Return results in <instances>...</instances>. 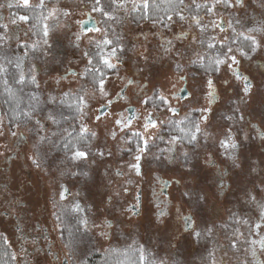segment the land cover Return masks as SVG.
Here are the masks:
<instances>
[{
  "label": "flooded vegetation",
  "instance_id": "flooded-vegetation-1",
  "mask_svg": "<svg viewBox=\"0 0 264 264\" xmlns=\"http://www.w3.org/2000/svg\"><path fill=\"white\" fill-rule=\"evenodd\" d=\"M5 1L15 4L11 8H30L24 6L22 0ZM158 1L149 0V4L153 5ZM178 2V9L171 15L174 19L178 18L175 20L178 21V26L175 25L172 30V27L168 26L167 18L158 21L162 26L166 24V38L159 41L170 51L173 49L170 45L173 40H179V61L186 63L179 65L185 68L182 72L178 69L175 72L174 66L171 67V71L176 75L175 82L168 93L162 94L168 98V104L176 109L175 114L165 111L168 105L158 99L160 94L157 89H149L146 82L140 83L139 79L130 78L132 83L127 81L123 84L110 97L111 103L105 101L104 107H98L99 112L96 111L93 117V124H109L107 131L110 143L107 146L102 144L97 149L91 148L94 142L91 135L93 132L87 124L78 122L80 111L74 119L65 116L66 121L63 119V122H59L66 124L65 129L68 132L58 139L51 138L52 131L49 133L48 125L40 127L39 165L41 169L54 166L56 170L55 182L58 184V192L56 191V199L52 200L59 203L56 217L63 230L54 233L53 227L56 223L52 216L46 224L41 217L33 228H26L22 224L19 233L26 246L34 245L35 253L49 257L52 264H70L69 257L62 252V245L65 241H71L69 234L73 236L77 230H81L80 234L83 235L90 234L88 228L91 219L92 223L96 218L100 220L101 225H95L98 235H104L105 239L110 241L113 234L115 235L117 222L101 215L108 213L115 216L120 212L125 213L127 218L135 219L141 217L145 205L157 208L159 214L168 215V210L176 198L177 204L180 205L178 224L183 234H191L194 237L197 252H200L201 248L208 249L207 246L217 247L215 238L220 237V233L214 232L209 239L210 233L208 230L207 233L202 231L203 228L198 222L207 218L215 223L214 228L218 227V216L223 210H220L219 203L228 204L227 208L230 210L226 226L247 221L253 230V233L245 229L235 233L234 228L224 229L228 240L222 247L227 249L233 245L242 246L238 239L246 236L248 238L245 246L249 249L257 248L258 253L264 252V234L261 232L264 228V219H261V213L264 212V185L260 184L261 180H264V139L261 138V134H264V0H241L239 4L236 0H229L230 7L221 3L216 5L214 13L211 14L207 13L206 9L213 6L214 0H202V3L196 2L194 5L185 0L182 4L180 0ZM197 4L201 7L197 8ZM140 8L143 7L136 6L133 10L135 15ZM177 12H182L185 19L180 20L176 16ZM194 16L200 18L202 25H207L206 31H200V25L192 20ZM132 23L136 26L145 21ZM214 24L219 27H214ZM157 29L159 32L156 34L161 37L160 28ZM212 37H215V40H212ZM245 37H252L257 41L259 46L255 53L251 51L252 40ZM193 41L195 62L189 64L186 51H191ZM208 43H213L214 47L208 48ZM229 47L236 50L238 63L233 64L232 68L239 73V78L225 65L215 71L214 60ZM240 49L247 52L250 59L241 57L238 51ZM69 72L68 75H76L72 70ZM180 76L185 79L180 80ZM243 77H247V81ZM209 79L213 81L212 96L208 95ZM246 83L249 85L248 93L243 91ZM182 88L185 89L184 92L180 91ZM118 93L120 95H117ZM149 97L151 100L147 104L142 103L143 99ZM203 108H209L210 111L202 112ZM163 110L168 113L165 120L160 116ZM148 113L158 118V123L156 128L145 132L142 124ZM97 115L101 116L100 120L96 119ZM241 115L243 120L240 119ZM202 116H206L207 120L201 119ZM118 118L131 119V128L122 131L114 124ZM39 121V118H36V122L40 123ZM195 124L200 125L201 132L198 133V141L190 144L188 133L195 131ZM229 129L239 144V148L234 150L235 162L227 157L225 149L221 148L219 143ZM52 130L59 131L58 128ZM134 131H139L145 138L150 137L148 150L140 161L139 175L135 169L128 166L129 162L134 163L132 157L136 154L137 145L142 146V142L132 135ZM113 132L116 133L115 139L111 135ZM42 136L50 137V140L41 141ZM173 137L179 139L174 141ZM52 141L55 142L57 151H62L60 155L66 160L57 161V164L50 166L43 156L42 148L44 145L51 146ZM66 143L78 144L81 149L90 148L88 158L71 160L64 147ZM100 153H103V156ZM183 153H187V157ZM209 159L214 163H208ZM176 170L179 179L163 174ZM255 182L259 184L253 187ZM94 184H97L95 187L99 191L92 196L94 200L97 196L106 197L108 188L113 192L117 186L124 187L123 197L116 196L115 200L108 198L103 208L95 207L93 211V203L87 197L90 194L88 189ZM251 187L258 194L252 195ZM184 217H191V227L185 223ZM21 220L25 223L27 218ZM257 223L261 225L260 228L255 227ZM195 232H200V236L197 237ZM250 236L257 239L252 240ZM252 261H255L254 264H261L257 257Z\"/></svg>",
  "mask_w": 264,
  "mask_h": 264
},
{
  "label": "rangeland",
  "instance_id": "rangeland-1",
  "mask_svg": "<svg viewBox=\"0 0 264 264\" xmlns=\"http://www.w3.org/2000/svg\"><path fill=\"white\" fill-rule=\"evenodd\" d=\"M185 1L193 5L196 2L202 3V0ZM143 2L144 0H122L123 6H120L119 2L113 3V0H100L99 4L96 0L55 2L43 0V7H38L40 0H30V8L45 12L40 22L31 23L29 20H19V17L24 15L9 6H15L13 2L0 0V25H7V32L0 27V35L5 36V39L0 40V69H3L0 76L6 80L16 72L17 77L23 78L22 80L32 81L33 77L36 80V83H33L34 90L30 92L32 95L25 94V97H32V102L27 103L31 106L27 111L30 118L23 116L20 121L10 126L0 103V242H4L10 249L12 258L16 257L13 259L14 264H52L49 257L35 253L34 245L26 246L22 241L19 233L22 224L26 228H33L41 217L46 224L54 216L53 220L56 223L53 227L54 233L63 230L56 217L59 203L53 201L56 199V191L58 192V184L55 182L56 170L54 166L41 169L38 156L40 127L48 125L49 133L51 131L56 133L55 136H51L52 139H58L68 132L65 131L66 124L53 125L47 119L50 113L60 123L65 120V116L71 118V113L60 105L61 98L66 94L77 93L85 96L89 107L83 109V115L80 114L78 122L87 124L90 131L96 133L91 148L97 149L102 144L107 146L110 143L107 131L109 124H93V117L97 108L123 84L130 78L139 79L140 83L146 82L149 89H157L162 95L168 93L175 82L176 75L171 71V67L174 66L175 72L176 69L181 72L185 70L180 67L185 61H179L181 50L179 40H173L170 44L173 49L170 51H165L163 43L159 41L166 38V31L164 33L166 24L162 26L158 22L145 21L134 26L132 23L130 17L135 14L133 10L136 6L141 7ZM45 17L48 19H44ZM13 19L17 21L16 24L11 22ZM175 20L178 18L167 20L172 30L178 24ZM86 21H93L99 31L91 29L83 31L81 25ZM40 23L42 30L38 31ZM45 25H48L47 37L44 36ZM157 28H160L161 37L156 34L159 32ZM45 39L48 41L47 44L44 43ZM105 39L111 43L104 45ZM194 44L195 41L192 48L190 47L191 51H186V60L190 61L189 64L195 62ZM113 49L116 50V55L108 57L107 54ZM93 53H99L116 65L114 72L105 78L108 98L101 97L99 92L95 91L96 87H92L93 84L85 80V77L94 70L88 63L89 60L92 61L90 57ZM89 69L91 71H87ZM71 70L76 75H68ZM63 75L66 77H62ZM165 111L160 113L163 120L168 114ZM36 118H39L40 123L36 122ZM52 128H58L59 131ZM54 146L55 142L52 141L51 146L44 145L42 148L43 156L50 166L57 164V161L66 160L60 155L62 151H57ZM163 174L169 178L179 179L178 170ZM255 184L259 183L255 182L253 187ZM260 184L264 185V180H261ZM95 186L97 184L88 189L90 194L87 197L93 203V211L95 207L103 208L108 198L115 200L116 196L123 197L124 187L117 186L113 192L108 188L106 197L101 195L94 200L92 196L99 192ZM253 187L252 195L258 194ZM177 202L178 198L174 199L168 215L159 214L158 209L151 205H145L141 217L135 219L127 218L125 213L120 212L115 216L108 213L101 215L117 222L115 235L113 234L110 241H107L104 235H98V228L95 225H101L100 220L96 218L92 223L91 219L88 228L90 234L73 233V236L69 234L71 241H65L62 252L69 257L70 264L80 263L93 254H106L110 250L135 253L139 260L143 256V262L147 261L148 264H254L255 261L252 260L255 257L264 264V252L258 253L257 248L249 249L245 246L248 238L246 236L238 239L242 246L235 245L227 249L222 247L228 240L224 229L234 228L235 233L245 229L253 233L251 224L245 222L226 226L230 212L226 203L218 205L220 210L223 209L218 216V227L214 228L215 223L207 218L198 222L203 228L202 231L211 229L208 231L209 239L214 232L220 233V237L215 238L217 247L207 246L208 249L201 248L202 250L197 252L194 237L191 234H183L178 224L180 205ZM24 217L27 218L25 223L21 220L22 218L24 220ZM261 232L264 234V228ZM250 238L257 239L252 236ZM26 249L27 251H24Z\"/></svg>",
  "mask_w": 264,
  "mask_h": 264
},
{
  "label": "snow or ice",
  "instance_id": "snow-or-ice-1",
  "mask_svg": "<svg viewBox=\"0 0 264 264\" xmlns=\"http://www.w3.org/2000/svg\"><path fill=\"white\" fill-rule=\"evenodd\" d=\"M120 3V6H123L122 4V0H113V3ZM169 3L172 2V0H168ZM22 3L24 6H29V0H22ZM96 3L99 4L100 3V0H96ZM180 3L182 4L183 3V0H180ZM224 4L225 6H228L230 7L231 4L229 3V0H214V4L213 6L211 7H207V13L211 14V13H214L215 9H216V5H219V4ZM236 3L239 4L241 3V0H236ZM11 7V5H9ZM19 6V5H18ZM38 7H43V0H40V4L37 5ZM150 4H149V0H144L143 4H142V7L147 10L149 8ZM197 8L201 7V5L197 4L196 5ZM97 11H101V9H95ZM67 15V13H65ZM50 16L52 15V13L49 14ZM105 15H107V13H105ZM176 16L179 17L180 20H184L185 17L183 15L182 12H177L176 13ZM44 19H48V17H45ZM167 19L169 21H172L173 20V17L171 15H169L167 17ZM19 20L21 21H28L29 20V17L28 16H20L19 17ZM192 20L197 24V25H200V31L201 32H204L206 31L207 29V25H202L201 23V20L199 17H192ZM13 24H16V20L13 19L11 21ZM214 27H219V25H216L214 24L213 25ZM0 27H3L5 29V32H7V25H0ZM96 31H99V29H96ZM49 34L48 32V25H45L44 26V36L47 37ZM5 39V36L3 35H0V40H3ZM195 39V38H193ZM245 39H251L252 40V48H251V51L253 53H255L257 51V47L259 46L257 41L252 38V37H245ZM212 40H215V37H212ZM44 43L47 44L48 41L47 39L44 40ZM111 42L107 39H105L103 41V44L104 45H107V44H110ZM171 43V42H169ZM99 46V44H98ZM214 47V44L213 43H208V48H213ZM165 51H169V49H165ZM239 51V55L241 57H244L246 59H250V57L248 56V53L245 52L244 50L240 49L238 50ZM236 50H234L233 48L229 47L227 49V51H223L221 52L220 56H218L215 60H214V64L216 65V68H215V71H219L220 70V66L221 65H225L226 67H228L230 70H232L234 72L235 75H237V77L239 78V73H236V70L232 68V65L233 64H237L238 63V60H237V56L235 54ZM85 55H87V53H85ZM108 57H113L116 55V50L113 49L111 52H109L108 54ZM223 57V58H221ZM227 61H231V63H227ZM101 64L109 69V70H113L116 68V65L113 64V63H110L109 59L108 58H104V57H101ZM89 64L92 63L91 60L88 61ZM177 67H179V65H177ZM0 71H3V69H0ZM87 71H91L90 69L87 70ZM96 71H99L100 72V76L94 78L93 80V84L96 85V89L95 91H98L100 96L101 97H104V98H108L109 94H108V91L106 89V83H105V76H104V73L101 69H96ZM180 80H184L185 77L183 76H180L179 77ZM243 79L245 81H247V77H243ZM32 82L33 83H36V80H35V77H33L32 79ZM129 83H132V81H129ZM207 86L208 88L210 89L208 95L209 96H212L213 95V92L211 91V89L213 88V81L211 79L207 80ZM181 92H184L185 89H180ZM243 91L245 93H248L249 91V85L246 83L245 86H244V89ZM117 95H120L119 93ZM123 98V97H121ZM158 99L164 103L165 105H168L166 107V111L167 112H172L173 114L176 113V109L172 108L169 104H168V98H166L165 96L163 95H160L158 97ZM151 100V98H146V99H143L142 100V103H145L147 104L149 101ZM107 102L110 104L111 103V99L108 98ZM69 107H73V105H69ZM75 107L78 111H81V114L83 115V109L85 108H88L89 107V104H88V101L87 99L85 98V96H77L76 97V104H75ZM101 107H104L103 104H101ZM210 111L209 108H203L202 109V112H208ZM97 112H99V109H97ZM23 115L25 117H28L30 118V114L28 112H25L23 113ZM110 115V114H109ZM47 119L49 121H51V123L53 125H58L59 124V121L56 119V117L53 115V114H49ZM96 119L97 120H100L101 119V116L100 115H97L96 116ZM201 119L203 120H207V117L206 116H202ZM228 119H231V117H228ZM241 120L244 119V117L241 115L240 117ZM157 123H158V118H154L153 114L152 113H148V115L144 118V121H143V128H144V131L145 132H148V130L151 128V129H154L157 127ZM159 123H163V121H159ZM114 124L118 127H120V129L123 131L124 129H130L131 128V124H132V121L131 119H128V118H118V119H115L114 121ZM83 126H82V131H83ZM66 131V130H65ZM201 132V128H200V125L199 124H195V131L194 132H189L188 133V136H189V139H188V143L190 144H194L195 142L198 141V133ZM13 135H15V133H13ZM53 136L56 135L55 132L52 133ZM93 137L96 136V133H92L91 134ZM113 139H115L116 137V133L113 132L111 133ZM132 135L134 137H137L141 142H142V146L140 145H137V148H136V154L133 155L132 157V160L134 161L133 162H129L128 166L129 168H132V169H135L137 175L140 174V168H141V165H140V161L142 160L143 158V155L147 152L148 150V143H149V138H145L143 135H141V133L139 131H134L132 132ZM261 138L264 139V134H261ZM41 141H44V140H50V137H46V136H42L41 138ZM176 139H179L177 137H173V140L175 141ZM220 143V146L221 148L225 149V154L227 155V157L229 159H232L233 162H235V151L234 150H237L239 148V144L237 141L234 140L233 136L231 135V130L229 129L225 135V138L224 139H221L219 141ZM65 150L69 153V158L73 161H78V160H81V159H87L88 156H89V153H90V148H86V149H81L78 144H68L66 143L65 144ZM229 150H233V151H229ZM110 154V153H109ZM101 156H103V153H100ZM183 155L185 157H187V153H183ZM157 159H159V157H157ZM34 163H36V161H34ZM208 163H214L213 160L209 159L208 160ZM236 167H239V165H235ZM85 175H87V173H84ZM61 196L63 197V192H61ZM204 197H201V199H203ZM253 199H255V197H253ZM78 207V206H77ZM261 219H264V212L261 213ZM184 220H185V223L191 227V224L189 223L191 221V217H184ZM245 223H247V221H245ZM256 228H260L261 225L259 223H257L255 225ZM208 231L210 232L211 229L209 228ZM195 235L197 237L200 236V232H195ZM233 247H235V245H233ZM13 259H16L15 256H13ZM141 261L143 262L144 260V257L141 256L140 257Z\"/></svg>",
  "mask_w": 264,
  "mask_h": 264
},
{
  "label": "trees",
  "instance_id": "trees-1",
  "mask_svg": "<svg viewBox=\"0 0 264 264\" xmlns=\"http://www.w3.org/2000/svg\"><path fill=\"white\" fill-rule=\"evenodd\" d=\"M51 1V0H50ZM57 0H52V2ZM179 7L178 0H172L171 3L168 0H159L153 5L150 4L149 8L145 10L140 8L137 14L131 15V20L134 23H139V21H149L158 22L165 20L169 15L176 12ZM22 15L29 17V22H40L45 15L44 10L38 11L33 8H15ZM41 23L39 24L38 31L42 30ZM37 29V28H36ZM29 49V47L25 46ZM101 55L99 53H93L91 55L92 63L91 67L94 69L90 74L85 77L86 81L93 84L94 78L100 76V72L96 69H101L104 73L105 78L111 75L114 70H109L101 64ZM23 79V78H22ZM18 78L15 74L12 77L4 80L0 76V103L5 113L10 126L16 124L23 118V113L30 109V105L27 103L32 102L31 96H26L25 94L32 95L30 92L34 90L33 82L29 79L22 80ZM6 81V83H5ZM94 85V84H93ZM96 86V85H95ZM80 94H66L60 100V105L64 107L65 110L71 113V118L74 119L78 115V110L75 107L76 97ZM73 105V107H69ZM17 121V122H16ZM74 233L80 234V230ZM75 234V235H76ZM0 264H14L10 249L5 245L4 242H0ZM77 264H148L147 261L142 262L139 260L138 255L135 253L118 252L115 250H110L106 254L99 255L93 254L90 258L87 257L84 261H80Z\"/></svg>",
  "mask_w": 264,
  "mask_h": 264
},
{
  "label": "water",
  "instance_id": "water-1",
  "mask_svg": "<svg viewBox=\"0 0 264 264\" xmlns=\"http://www.w3.org/2000/svg\"><path fill=\"white\" fill-rule=\"evenodd\" d=\"M89 29L95 31L97 29L95 23L93 21L83 22L82 23V30L87 31Z\"/></svg>",
  "mask_w": 264,
  "mask_h": 264
},
{
  "label": "bare ground",
  "instance_id": "bare-ground-1",
  "mask_svg": "<svg viewBox=\"0 0 264 264\" xmlns=\"http://www.w3.org/2000/svg\"><path fill=\"white\" fill-rule=\"evenodd\" d=\"M1 61H2V60H1ZM4 61H5V60H4ZM21 122H22V121H21ZM23 122H24V121H23ZM26 124H27V123H26ZM69 129H70V128H69ZM66 131H67V130H66ZM63 137H64V136H63ZM75 243H76V242H75ZM75 246H76V245H75ZM88 247H89V246H88ZM75 248H76V247H75ZM76 249H77V248H76ZM75 254H76V253H75ZM79 255H80V254H79ZM79 255H78V256H79ZM81 257H82V256H81Z\"/></svg>",
  "mask_w": 264,
  "mask_h": 264
}]
</instances>
